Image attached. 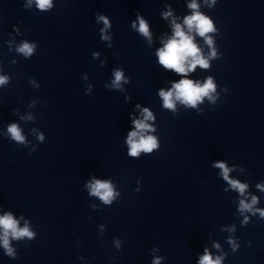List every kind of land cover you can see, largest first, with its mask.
<instances>
[{
    "label": "clouds",
    "instance_id": "1",
    "mask_svg": "<svg viewBox=\"0 0 264 264\" xmlns=\"http://www.w3.org/2000/svg\"><path fill=\"white\" fill-rule=\"evenodd\" d=\"M38 7L41 9L46 8L50 4V0H37ZM189 7L195 9L197 5L192 3ZM103 19V17H101ZM107 24V21L105 20ZM184 23L188 26L189 29L193 27L196 29L197 33L206 37V34L213 31L212 22L202 14L194 13L190 17H186ZM139 31L145 36L149 35L147 25L143 20L140 22ZM207 43L209 45L212 44L211 38L206 37ZM19 51L23 52L25 55H31L33 51V47L24 44ZM159 57V62L167 69L175 70L177 73H185L187 71L194 70L197 65L202 68H208V62L202 58L199 54V49L195 43H193V39L191 36L186 35L184 31L181 29L180 25L175 26L174 37L169 40L165 47L161 49L157 53ZM215 55V52L212 53ZM191 57V62L188 64L186 69L185 62L188 58ZM122 79V73L117 71L115 74V82L117 85L119 81ZM5 82V78L0 77V84ZM174 91H169L165 93L161 90L160 95L163 97L164 106L166 108H173V96H175L176 100H182L186 104H190L195 106L197 101H199L203 96L208 95L210 92L215 90V85L212 82V79L209 78L203 86L194 85L192 81L188 79H183L179 83L173 85ZM145 119H152L151 113L145 109ZM135 126L138 130L148 129L150 126L142 121H135ZM8 131L11 133L12 137L17 141H22L23 137L16 125H12L9 127ZM137 131H132L129 133L127 143L130 146L129 155L137 156L140 151L151 152L154 148L157 147V143L155 138L148 137H140L137 141L136 138L138 136ZM217 167L223 169L224 178L228 179V169L225 167L223 163L217 164ZM232 184V187L238 189L241 195L244 194V191L247 185L240 184L238 181H229ZM91 193L93 195H98L105 203H111V198L113 197V191L111 185L108 182H101L96 180L94 184L91 185ZM256 198H253L252 204H255ZM241 210H249L251 211L252 205L245 203L243 200L241 201ZM261 215H264V212H261ZM0 227L4 230L3 235V246L8 251V254H12V249L9 247V234H11L14 238H21L27 236L29 238L32 237V233L28 230L27 227L23 229H19L17 227V222L13 219L11 214H6L3 217H0ZM158 264V261L155 262ZM199 264H220V259L217 258L215 261L212 260L211 256L205 250V255L200 258Z\"/></svg>",
    "mask_w": 264,
    "mask_h": 264
}]
</instances>
